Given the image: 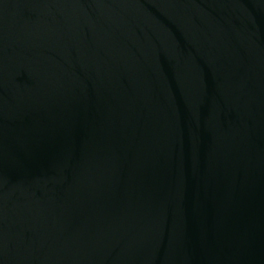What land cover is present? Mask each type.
<instances>
[{
	"label": "water",
	"instance_id": "1",
	"mask_svg": "<svg viewBox=\"0 0 264 264\" xmlns=\"http://www.w3.org/2000/svg\"><path fill=\"white\" fill-rule=\"evenodd\" d=\"M0 264H264V0H0Z\"/></svg>",
	"mask_w": 264,
	"mask_h": 264
}]
</instances>
